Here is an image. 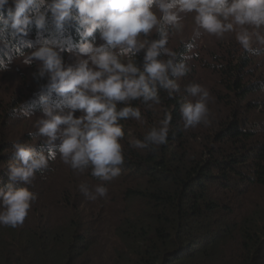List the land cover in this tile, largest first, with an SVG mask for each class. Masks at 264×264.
Segmentation results:
<instances>
[{"label": "trees", "instance_id": "1", "mask_svg": "<svg viewBox=\"0 0 264 264\" xmlns=\"http://www.w3.org/2000/svg\"><path fill=\"white\" fill-rule=\"evenodd\" d=\"M11 7L9 0L0 12L7 17ZM81 33L75 20L57 30L49 12L44 29L29 24L26 34L8 37L10 46L0 44V57L11 59L0 71V187L8 183L14 142L46 144L36 132L15 130L11 120L25 108L42 114V95L62 105L46 88L47 76L37 75V62L28 73L20 70L29 65L15 58L16 48L29 53L28 44L58 38L71 52L100 39L99 30L87 38ZM232 39L211 52L195 39L184 41L176 62L188 71L172 77L180 90L169 96L160 89L161 103L151 109L132 101L143 119L121 121L126 159L107 184V198L88 199L79 185L91 188L99 178L90 169L72 170L57 153L30 185L38 198L24 224L0 226V264H264V50L250 55ZM145 52L128 59L142 67ZM70 57L65 64L77 66ZM194 82L210 84V122L186 129L180 106L196 99L186 90ZM165 112L173 117L167 143L133 147Z\"/></svg>", "mask_w": 264, "mask_h": 264}, {"label": "clouds", "instance_id": "2", "mask_svg": "<svg viewBox=\"0 0 264 264\" xmlns=\"http://www.w3.org/2000/svg\"><path fill=\"white\" fill-rule=\"evenodd\" d=\"M7 4L9 0H0V10ZM11 4L7 17L0 12V44L5 47L10 46L9 36L26 34L29 24L44 29L49 12L57 30L62 31L66 21L75 20L83 38L99 30L104 43H80L76 50L87 58L75 67L65 64V49L56 41L28 44L34 47L29 53L16 48L15 58L23 64H39L37 75L47 76L46 88L62 98V105H50L49 97L41 96L43 115L37 128L38 134L47 138L44 148L21 141L12 145L14 159L7 166L8 183L0 187V226L9 228L24 224L38 198L30 185L37 173L48 170L57 153L72 170L84 173L90 169V174L99 178L101 183L91 188L86 183L79 185L88 199L107 198V184L121 174L126 159L121 121L143 119L141 108L132 101L141 100L148 109L159 105L160 89L172 96L181 87L172 77H183L188 71L166 47V24L179 30L182 14H194L195 24L206 33L217 38L235 33L237 43L250 55L264 50L260 31L264 29V0H11ZM153 30L159 32V39H138ZM142 49H146L142 67L131 60L122 61L121 56ZM162 54L169 59H160ZM10 64L11 59L0 57V71ZM186 90L196 99L180 106L184 127L208 124L209 90L198 83L189 84ZM121 102L124 106L119 107ZM24 114H30L26 108ZM172 119V114L165 112L133 147L154 149L166 144Z\"/></svg>", "mask_w": 264, "mask_h": 264}, {"label": "rangeland", "instance_id": "3", "mask_svg": "<svg viewBox=\"0 0 264 264\" xmlns=\"http://www.w3.org/2000/svg\"><path fill=\"white\" fill-rule=\"evenodd\" d=\"M182 15H183L184 19L182 21L183 27L181 29L177 30V29H174L171 25L170 26H167V24L165 25V29L167 30V35H168V42L166 44V47H168L170 50H172L175 53L179 49V47L181 46V43L183 44L184 41H188V40L192 41L193 39H195V41L199 45H202L204 47L206 52L207 51L211 52L214 49H216L217 46L222 45L224 42H229V41H231L232 38L235 39V33H226L224 35V37H222V38H217L215 36H212V35L206 33L203 29L198 28V26L194 22V18H193L194 14H182ZM260 31L262 34H264V29H261ZM156 35H157V31L153 30L151 33H149L146 36L144 34H141L138 37V39L141 41H145V40L146 41H152V40H154V37H156ZM38 40L39 39L36 38L35 42L37 43ZM57 40H58V38H54L53 41H57ZM21 43H23V40H21ZM101 43H104L101 39H99L98 41L95 42V44L97 46ZM145 50L146 49H142L140 51L144 52ZM115 51L118 52L119 48L115 49ZM192 53H194L193 48H192V52L190 54H192ZM62 56L65 58L72 56L70 58H71L72 63H74V64H78L81 60L87 58L85 56L80 55L77 50H74L71 52L63 51ZM128 56H121L122 61L128 62V60H129ZM167 59H169V57L167 55L164 56L163 60H167ZM191 60H193V59L190 58L189 61H191ZM192 62H195V61H192ZM29 69H30V65L29 66H23V67L21 66V68H20V70H22V72H27V73H28ZM17 72H19V70H17ZM194 83H199V82H194ZM209 85H210L209 83L208 84L203 83V86L204 87L207 86V89H209ZM24 111H25V109H23L22 112L19 113V116H17L15 119L11 120L10 126L13 127L15 125V130H17V131L27 129L25 134L35 133V132L38 134L37 121L43 115V113L39 114V113H33L32 111H30L29 115H25ZM80 114L81 113L78 110L76 115L79 116ZM38 140H43L44 142H46L47 138L44 136L38 135ZM34 141H31L30 143L34 144Z\"/></svg>", "mask_w": 264, "mask_h": 264}]
</instances>
